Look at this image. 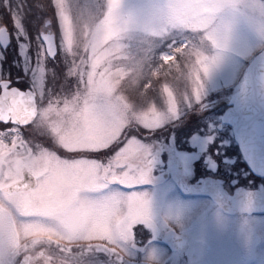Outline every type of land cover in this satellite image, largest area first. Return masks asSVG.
<instances>
[{
	"label": "clouds",
	"instance_id": "obj_1",
	"mask_svg": "<svg viewBox=\"0 0 264 264\" xmlns=\"http://www.w3.org/2000/svg\"><path fill=\"white\" fill-rule=\"evenodd\" d=\"M73 7L77 22L73 24L71 41L74 49L97 50L103 45L100 17L105 8L115 30L125 38L141 39L146 44H155L151 37L156 33L167 36L193 29L195 39L188 48L178 49L191 70H195L194 53L206 52L216 63L240 19L264 35V6L249 0H120L117 4L104 0L103 8L95 0H73ZM136 83V79L131 81L132 85ZM122 95L123 89L114 92L93 84L61 106L45 111L35 126L46 131L56 147L65 151L81 150L95 142L110 146L127 127H145L150 119L143 110L126 108L117 98ZM164 114L167 112L161 110V118ZM17 158L20 167L14 166L7 179L0 181L2 264H19L21 258H26L27 264H88L85 256L71 249L87 247L89 228L101 218L112 228L105 247H110V253L125 254L119 238L124 223L118 219L122 206L108 209L111 194L98 191L105 182V170L83 160L69 161L45 148L18 153L13 160ZM144 167L149 172L150 159ZM25 174L32 179L26 180ZM29 210L45 217L51 228L41 234L31 231V222L25 218ZM146 214L150 220L149 201ZM53 246L63 247L64 255H51Z\"/></svg>",
	"mask_w": 264,
	"mask_h": 264
},
{
	"label": "flooded vegetation",
	"instance_id": "obj_2",
	"mask_svg": "<svg viewBox=\"0 0 264 264\" xmlns=\"http://www.w3.org/2000/svg\"><path fill=\"white\" fill-rule=\"evenodd\" d=\"M246 64L223 90L195 100L174 123L150 129L135 127L133 132L138 138L151 142L141 164L144 166L150 159L149 172L144 169L143 173L126 176L124 155L111 158L125 144L128 127L110 146L95 148L90 144L68 153L89 166L105 170V182L98 191L111 194L108 209L122 206L118 219L124 222L119 230L125 249L123 256L110 253V247H105L112 228L102 218L98 221L107 226L106 234L86 235L87 247L72 248V252L79 251L88 264H238L254 257L252 218L264 216V212L235 207V202L236 195L245 189L264 191V177L255 175L247 166L231 125L222 120L235 88L241 84ZM73 84L78 85L74 78L59 81L57 98L62 99ZM32 90L37 108L34 119L25 125L6 123L24 130L35 128L39 100ZM63 152L66 151L59 148V156H66ZM25 179L32 177L25 174ZM202 188L207 192L199 191ZM148 201L152 210L150 220L146 214ZM159 204H175L178 209L168 212L157 208ZM37 215L31 211L25 218L33 220ZM50 254L64 255V249L53 246ZM19 264H27V259L21 258Z\"/></svg>",
	"mask_w": 264,
	"mask_h": 264
},
{
	"label": "rangeland",
	"instance_id": "obj_3",
	"mask_svg": "<svg viewBox=\"0 0 264 264\" xmlns=\"http://www.w3.org/2000/svg\"><path fill=\"white\" fill-rule=\"evenodd\" d=\"M119 2L107 0L108 4ZM249 2L264 6V0ZM43 3L44 0H0V28L5 26L10 34L9 45L5 49L0 46V80L8 79L12 84L34 89L39 100L38 118L93 84L114 92L123 89L124 95L117 98L126 108L143 110L150 115L145 127H128L125 144L111 157L114 160L118 155H124L122 159L126 161V168L123 173L126 176L143 173L145 167L141 164L151 147L149 139L135 135V127L150 129L168 125L171 121L174 123L195 100L223 90L247 61L264 47V35L240 19L216 63L206 52L194 53L195 70H191L178 49L189 47L195 39L193 29L167 36L156 33L151 37L155 44H146L141 39L125 38L115 30L105 8L100 17L104 26L103 45L97 50L92 47L74 49L71 41L73 24L77 22L73 0H49L56 20L58 43L55 58H49L40 37L42 32H50ZM95 3L104 7V0H95ZM68 78H74L78 85L73 84L62 99L57 98L58 82ZM133 79L137 80L135 85L131 84ZM126 84L130 86L125 88ZM161 110L167 112L162 118ZM10 144H14L13 149ZM92 145L96 148L104 143ZM40 148L52 149L59 154V148L46 131L36 126L24 130L22 126L0 123V181L7 179L14 166L20 167L19 159L13 160L16 154L35 152ZM71 152L75 151L63 152L66 156L60 157L79 160L69 156ZM158 207L168 212L178 209L175 204H159ZM29 221L33 232L51 228L50 222L39 214ZM252 224L254 257L238 264H264V216L253 217ZM106 231L107 226L97 220L87 235H104Z\"/></svg>",
	"mask_w": 264,
	"mask_h": 264
},
{
	"label": "water",
	"instance_id": "obj_4",
	"mask_svg": "<svg viewBox=\"0 0 264 264\" xmlns=\"http://www.w3.org/2000/svg\"><path fill=\"white\" fill-rule=\"evenodd\" d=\"M40 37L47 55L54 57V35L42 32ZM9 43V31L2 26L0 46L5 49ZM10 83L8 79L0 80V122L11 121L25 125L34 119L37 112L35 92ZM222 120L231 125L234 139L247 166L255 175L264 177V47L247 64L240 88L233 94ZM199 191L205 193L206 190L202 188ZM235 207L264 212V191L257 188L241 191L236 195Z\"/></svg>",
	"mask_w": 264,
	"mask_h": 264
},
{
	"label": "trees",
	"instance_id": "obj_5",
	"mask_svg": "<svg viewBox=\"0 0 264 264\" xmlns=\"http://www.w3.org/2000/svg\"><path fill=\"white\" fill-rule=\"evenodd\" d=\"M44 5V7L46 8V10L44 9V7H43V9L45 10V13H46V15L48 16V17H52L53 18V20H52V26L54 27V29L56 30V27H55V23H56V20H55V17H54V13H53V11L51 10V8H50V6H49V0H44V3H43ZM57 31V30H56ZM21 88H23L22 86H20ZM236 89V88H235Z\"/></svg>",
	"mask_w": 264,
	"mask_h": 264
},
{
	"label": "bare ground",
	"instance_id": "obj_6",
	"mask_svg": "<svg viewBox=\"0 0 264 264\" xmlns=\"http://www.w3.org/2000/svg\"><path fill=\"white\" fill-rule=\"evenodd\" d=\"M56 37H57V34H56ZM57 48H58V45H57ZM58 52V51H57Z\"/></svg>",
	"mask_w": 264,
	"mask_h": 264
}]
</instances>
